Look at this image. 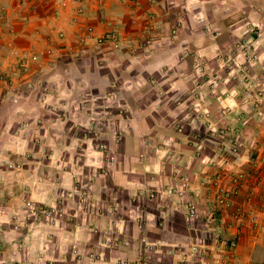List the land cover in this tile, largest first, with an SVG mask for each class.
<instances>
[{
    "label": "crops",
    "instance_id": "1",
    "mask_svg": "<svg viewBox=\"0 0 264 264\" xmlns=\"http://www.w3.org/2000/svg\"><path fill=\"white\" fill-rule=\"evenodd\" d=\"M0 8V74L9 75L21 96L3 115L7 130L2 135L21 151L34 145L33 137L40 139L33 146L34 176L24 172L26 182L36 186L34 200L43 205L61 200L75 190L73 180L81 171L76 174V166L84 165L86 175L100 166L98 149H79L70 123L74 115L89 117L84 111L91 97L115 92L122 110L111 118L122 120L125 130L117 165L108 178L89 183L84 210H71L73 202L64 201L68 221L39 226L42 233L55 234L53 242L41 239L42 245L17 234L14 244L3 243L0 264H175L193 249L199 264L225 261L226 243L237 228L214 207L208 181L218 147L200 130L208 121L226 128L227 147L229 140L239 142L235 170L248 171L253 158L264 160V123L257 121L264 114V48L249 31L250 22L264 23V0H0ZM199 15L210 20L214 33L203 32ZM148 16L155 34L143 48ZM178 22L181 27L171 38ZM87 28L93 30L91 38L79 44ZM107 33L113 40L97 44ZM244 42L259 45L258 62L244 69L248 87L229 79L222 83V64L228 70L236 58L234 46ZM12 49L37 55L26 73L17 72L18 54ZM11 120L19 122L14 131L8 130ZM190 202L198 216L188 226L184 210ZM236 203L257 216V223L240 229L231 264H264V184L246 180ZM12 247L22 253L10 255ZM79 254L98 255L101 262L78 260Z\"/></svg>",
    "mask_w": 264,
    "mask_h": 264
},
{
    "label": "rangeland",
    "instance_id": "2",
    "mask_svg": "<svg viewBox=\"0 0 264 264\" xmlns=\"http://www.w3.org/2000/svg\"><path fill=\"white\" fill-rule=\"evenodd\" d=\"M2 9L0 8V11ZM254 24H259L260 28L259 29H255L254 28ZM200 26V25H199ZM249 31L253 34L255 33L257 35L258 41L259 43H261V46L264 48V23L263 22H250L249 24ZM5 34L1 35V38H4ZM110 41V40H109ZM108 41V42H109ZM79 43V42H78ZM9 44V43H8ZM104 44V43H103ZM250 46H252L253 50L257 52V50L259 49V45L258 43L255 42H249ZM3 45H0V50L2 49ZM16 51V50H15ZM258 54V52H257ZM259 55V54H258ZM219 58V57H218ZM226 58V57H225ZM221 60H223V57H220ZM18 61V58H17ZM225 62V61H222ZM239 64H242L241 61L238 62ZM201 64V62H200ZM227 65L226 64H222L221 69L223 71V76H226V78H224V81H222V83L226 84L225 79H229V81L233 84L234 82L237 83H245L246 85L248 84L246 81L247 77L245 76V74H241V73H237L236 71H234L233 69H231V66H228V70H226ZM19 70V69H17ZM228 71V72H225ZM20 71V70H19ZM19 73V72H18ZM22 73V72H21ZM223 78V77H222ZM12 81L9 78V75L7 73H2L0 74V173L2 174V176L4 177V184L0 190V254L2 252L3 249V243L7 240L11 241L12 244H14L17 240V238L15 237V235L19 234L22 235V237L25 238H30L33 240H40V243L43 245V241H41V239L45 240L47 242H53L54 238H55V234L53 232H49V234L43 233L44 236L42 238V234H36L35 233V229L40 231V224L43 223V218L41 217L40 214H37L35 216H32L30 219L31 223L34 225V229L32 230V232L29 233H25L22 231H14L13 230V225L16 223H22L23 222V226L25 225L26 221L28 220L27 216H28V210L26 207V203L27 202H33L36 206L37 209H45L48 208L50 205H55L60 209H66L67 206L65 205V203L67 201L73 202L72 206H69V208L75 209L78 208L80 204L83 205V199L85 198L82 196H79V192H74L70 190L67 191L64 196H62L61 200H57L56 202H52L51 204H46L43 205L40 202H37L36 200L33 199L32 196L36 195V186L34 184V182H32L30 185L28 184L27 180V176L25 175V171H27L32 177L34 176V172L35 169L33 167V163L35 160V153L36 152V148H34L33 146L35 145V138H32V145L31 148H28L24 151H21L22 147H19L17 143L12 142L10 143V139L3 134V130H7V125L3 127V123L4 121H2L3 115L10 111V108H14L15 106L18 105V101L19 99H21L20 94L16 95L17 89L16 87H12ZM248 87V85H247ZM15 94H13L12 96L10 95V92L13 91ZM254 92L255 94V99H256V95H258L257 90L255 89ZM15 95V96H14ZM94 96V95H93ZM118 97V96H117ZM262 97V96H260ZM92 99V105L91 107H87L85 108V115L89 116L87 119L82 120L83 118L78 117V115H74V118L70 121V123L72 122V125L74 127L75 132L74 133V139L75 142H77L78 148L81 149L84 146H90L89 149H98V146L100 145H104L107 149H106V153L108 152H116L117 155V144H116V138L115 136L118 135V131L120 129H122V127L120 126L122 123V120L120 121H115L113 120L111 117H113L116 113L113 114H109V116H105V114H103L101 118H103L101 121H99L98 117H96L95 115L97 113L100 112H104V104H100L99 106L97 105L98 102H102L103 96H94L91 97ZM263 98H260V100H262ZM258 100V98H257ZM264 100V99H263ZM259 102V101H258ZM260 104V102H259ZM259 104L257 105V102L254 103L255 108L259 107ZM253 106V107H254ZM115 108V106H113ZM113 107H112V111H113ZM199 105L195 106L194 110H198ZM81 106L78 105V110H75L77 112H80ZM111 111V112H112ZM225 112L227 110H224ZM223 111V112H224ZM115 112V111H113ZM221 115H225V114ZM83 113V114H84ZM72 115V114H71ZM219 119H223L222 117H220ZM7 121V120H5ZM258 122H262L264 123V114L258 115ZM259 122V123H260ZM117 124V125H115ZM19 125V122L17 120H11L10 123V128L8 130L14 131V129H16V127ZM193 125H195V129H197V125L195 123H193ZM213 124L211 122H204V125H202V129L200 130L201 135L206 138L209 137V140L212 142L217 143V147L216 151L214 152L215 156L220 157L219 156V144H221L222 146L227 147L225 143V139H230L226 134V128L225 127H218V126H212ZM180 129L182 131H180ZM215 129V130H214ZM175 130L178 133L183 132V126H177L175 127ZM220 132H222L223 134H221ZM218 134L219 138H211L212 136H214V134ZM16 139H19L18 136H14ZM13 137V138H14ZM12 138V140H13ZM121 140V139H120ZM219 140V141H217ZM229 146L232 144V142L234 144H237L239 149H240V144L239 142L235 141V140H229ZM121 143V141L119 142V144ZM204 141L199 139V144L204 145ZM27 145V144H25ZM228 146V147H229ZM117 148V151L115 150ZM240 153V152H239ZM42 155L45 156V153L42 152ZM105 154H101V163L100 166H102L104 163H106L105 158H104ZM107 157V156H106ZM117 160L118 157H116V163L115 166L117 165ZM219 160V158L217 159ZM220 162V161H219ZM84 165H82L83 167ZM235 166V165H234ZM82 167L80 166H76L77 168V172L76 174L80 171V169H82ZM84 168V167H83ZM235 168V167H234ZM110 176V175H109ZM107 177H102V178H108ZM76 178V177H75ZM26 179V180H25ZM34 179V178H33ZM98 179L95 178L92 181H90L91 183ZM228 178L225 179V181H227ZM75 182V180H73ZM224 181V182H225ZM210 187V186H209ZM77 188V184L75 182V187L74 189ZM48 190L47 192L49 193L50 191V185H48ZM47 193V194H48ZM74 193V194H73ZM49 196V194H48ZM87 197V196H86ZM150 201H154L155 196H148ZM64 198V199H63ZM63 199V200H62ZM85 200V199H84ZM87 200V198H86ZM84 201V203L86 202V204L88 203L87 201ZM65 201V203H64ZM136 201V200H134ZM194 207L196 209V215L198 216V211L197 208L190 202L189 204H187L186 209L184 210L185 212L187 211V207L190 206ZM42 208H41V207ZM86 206V205H85ZM84 206L82 208H78L79 211L84 210ZM67 210V209H66ZM65 211V210H64ZM185 212H184V221L186 222V224L192 225V223L195 221V219H193L192 221L188 222L185 219ZM67 214H63L62 217L56 222V224H52L47 228H52L54 226H59V224L63 221H68L67 218H69V212H65ZM252 216L254 214H251ZM250 215V216H251ZM119 217V216H118ZM61 226V224H60ZM141 230V229H140ZM45 245V244H44ZM13 248V247H12ZM12 252H11V251ZM9 251L11 252L10 255L12 256H18L17 254H13L14 251H18L20 254L22 253V249L21 247H16L13 249H10ZM195 253V255H194ZM193 257L187 260H190L189 262L192 264L194 261V257H196V259H198V255L196 256V250L193 249L192 251ZM1 256V255H0ZM98 258L99 256L96 255ZM187 256V254L183 257V259L175 264H178L180 262H182L184 260V258ZM86 258V259H93L90 257V255L86 254V256H82L81 254L78 255V260H80V258ZM93 261H99L101 262L100 259H94ZM194 262H198L194 261ZM188 263V264H190ZM199 263V262H198ZM101 264V263H100ZM184 264V263H183Z\"/></svg>",
    "mask_w": 264,
    "mask_h": 264
},
{
    "label": "built area",
    "instance_id": "3",
    "mask_svg": "<svg viewBox=\"0 0 264 264\" xmlns=\"http://www.w3.org/2000/svg\"><path fill=\"white\" fill-rule=\"evenodd\" d=\"M101 1V0H99ZM78 15L82 14V10L79 9L77 11ZM181 21L183 22L184 16L180 17ZM197 22L200 24L203 32L205 33H214V30L212 29V25L210 20L206 16L199 15L197 18ZM181 27L180 22L176 23L169 31V36L173 38L176 36L179 28ZM255 29H259V24H254ZM142 38H141V47L147 48L152 44L154 34H155V25L153 22V17L148 16L145 25L142 29ZM93 33L92 28H87L85 30V33L78 38L79 44H84L88 39L91 38V35ZM113 34L107 33L103 35L102 37L97 39V44H103L105 42H108L109 40H113ZM10 46V44H8ZM234 56L236 58L231 59L232 62V68L237 73L244 74V69L248 68V65L251 63L258 62L259 55L256 51L253 50L252 46L248 42L244 43H236L234 46ZM14 54H18L15 50H13ZM50 53V51H48ZM239 57V59H237ZM18 61L16 63L17 69L20 71H17L19 73H26L29 68L30 62L37 60V55L30 52H19L17 55ZM242 60V64H239L238 62ZM197 65L200 66V62ZM199 71L200 68H197ZM113 88H115V85H113ZM118 97L116 96L115 92L109 93L106 96H103L102 102H98L97 105L104 104V112L97 113L95 116L98 117L99 121H101L103 118L102 115L105 114V116H109V114L116 113L118 114L122 107L119 103H117ZM181 103H177V106H180ZM115 106V108L113 107ZM113 107V112L112 111ZM112 111V112H111ZM118 112V113H117ZM180 131H182L180 129ZM125 133V130L120 129L118 131V135L115 136L116 138V144L117 148L119 146V142L122 140L123 134ZM223 134L222 132H220ZM121 139V140H120ZM35 145H40V139L35 138L34 140ZM117 148L115 149L117 151ZM106 147L104 145L98 146V151L100 154H105L104 158L106 163H104L102 166H97L96 168H93L91 171H89V174H85L84 168L80 169V173L76 175L75 182L77 184V188L74 190V192H79V196L84 197L88 199L89 197V183L95 178L99 177H107L111 174V172L114 170L115 167V161H116V152H108L106 153ZM219 160H215L213 162L215 167V172L208 181L209 186L211 190L213 191V202L214 207L221 213H226L230 220L236 224V233L234 236H232L229 241H227L226 246L228 249V257L225 261L217 259L214 261L213 264H231V262L234 260L235 256V250L237 247L238 242V235L241 233V228L243 225L247 224V222H251L253 225L257 223V216L255 215H247L244 211V208L242 205L236 203V199L238 198L239 191L242 188L244 182L246 180H251L254 182L255 186H259L261 184H264V160L262 161L261 158H253L249 162V169L246 170H235V161L239 157L240 149L237 144H232L229 147L222 146L219 144ZM107 156V157H106ZM238 160V159H237ZM220 161V162H219ZM229 183H231V187L226 186L225 179ZM225 181V182H224ZM4 184V177L0 173V190ZM74 194V193H73ZM87 196V197H86ZM252 197V194L249 193V197ZM83 199V205L80 204L78 208L85 207L86 202L84 203ZM87 201V200H86ZM26 207L28 210V220L26 221L25 225L23 226L22 223H16L13 225V230L15 231H22V232H32L34 229V225L31 223L32 216H35L37 214H40L43 218V226L46 228L52 225L53 223L56 224V222L62 217L63 214H67V210L64 208L63 210L58 208L55 205H50L48 208L45 209H37V206L33 202H27ZM41 207V206H40ZM42 208V207H41ZM65 210V211H64ZM196 209L194 207L188 206L187 211L185 212V219L186 221L190 222L193 219L196 218ZM41 224V225H42ZM36 234H43L41 231H38L35 229ZM264 243V241H263ZM195 255V253H194ZM90 257L93 259H97V256L90 254ZM193 257V254L191 253L189 256L185 257L184 260L178 264H188L190 263V259ZM194 261H197L194 257ZM192 264H199L198 262H194ZM191 264V263H190Z\"/></svg>",
    "mask_w": 264,
    "mask_h": 264
}]
</instances>
